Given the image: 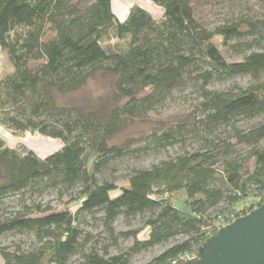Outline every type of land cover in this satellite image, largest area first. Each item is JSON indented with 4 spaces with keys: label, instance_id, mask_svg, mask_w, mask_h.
I'll return each mask as SVG.
<instances>
[{
    "label": "trees",
    "instance_id": "1",
    "mask_svg": "<svg viewBox=\"0 0 264 264\" xmlns=\"http://www.w3.org/2000/svg\"><path fill=\"white\" fill-rule=\"evenodd\" d=\"M151 1L163 9L160 19L135 4L121 21L113 0H0V48L12 67L0 77V126L62 141L41 158L0 136V243L31 234L38 246L21 255L35 264L74 256L76 264H132L158 245L167 247L146 264H171L193 257L218 220L264 204V0L247 7L208 0L225 8L212 23L195 0ZM97 77L112 80V104L61 102ZM241 77L245 85L229 84ZM187 93L192 109L181 107ZM168 107L179 111L163 126L113 141L128 121ZM173 148L150 167H132L119 184L116 163ZM50 189L71 198L62 207L29 202ZM177 193L189 210L175 205ZM9 196L19 198L11 211ZM120 216L143 217L147 236L116 233ZM90 218L113 243L119 235L133 243L117 254L89 247ZM0 256L19 264L17 252L0 248Z\"/></svg>",
    "mask_w": 264,
    "mask_h": 264
},
{
    "label": "rangeland",
    "instance_id": "2",
    "mask_svg": "<svg viewBox=\"0 0 264 264\" xmlns=\"http://www.w3.org/2000/svg\"><path fill=\"white\" fill-rule=\"evenodd\" d=\"M129 2H137L140 5L147 7L153 16L156 19H160L163 16V9L154 3L151 4L150 0H125ZM197 1L198 5V14L209 23L214 22L225 11L224 6L216 5V2H211L208 0H195ZM241 6L247 7L250 6L247 0H242L240 3ZM239 5V6H240ZM240 7H235V10L239 11ZM130 10V9H129ZM32 11V10H31ZM27 14H23L26 16ZM111 42H114L112 40ZM3 59L1 60L3 69L5 62V68H9V60L7 55L2 52ZM226 54V51H224ZM247 77L237 78L231 83H237L240 85H245L248 82ZM227 85V84H226ZM217 88H223L224 85L216 84ZM112 88V80L111 79H103L102 77H97L90 81L84 88L80 89L78 92L68 95L66 97L61 98L62 103H83L85 101H98L102 103H111V100L108 99L109 94L111 93ZM181 101H185L186 104L181 105L186 109H192L191 107L194 105V95L191 93H187L184 95H179ZM178 96V97H179ZM183 109V108H182ZM179 110L168 107L166 109L159 110L156 114H151L147 120H133L128 121L122 130L114 137V142L122 143L129 137H140L146 133H149L154 127L156 126H163V121H169L172 116L177 113ZM0 136H2L7 144L13 148H17L21 151L25 150H32L41 158L46 157L47 155L51 154L52 152L60 149L62 147V141L59 139L49 138L44 136L38 132L27 131L24 133H14L11 130H7L5 128L0 127ZM177 151V148H173L168 151V153L157 156L151 155L147 157H142L141 159H126L121 162L116 163L118 168L117 174L119 176V184L125 185L126 175L129 173L132 167H150L152 164L159 162L163 158H166L169 155H174ZM109 172V171H108ZM110 173V172H109ZM73 192L72 194H74ZM115 194V192H114ZM30 196V194H28ZM183 194L177 193L173 200L175 201V205L183 210H189V206L186 204L185 200H183ZM71 198V195H63L59 193L57 190L50 189L42 196H34L33 198L29 197V202L35 200L36 202H40L43 205H52L62 207V205ZM6 208L9 211L14 210L19 207V198L18 196H9L5 200ZM98 214L96 217H99ZM144 219L141 216H137L132 219H126L123 216H120L115 224V231L116 233L126 232V231H141L138 235L139 238H145L148 234L149 229L144 226L143 223ZM86 231L93 235L92 242L89 244V247L92 245H97L98 250L103 253L104 247H109V252L111 254H117L121 249H125L126 247L130 246L134 238H126L124 236H120L118 238V243H113V239L109 236V233L103 226L102 222L98 218H90L88 223L85 225ZM37 242L35 238L28 233H15L9 234L2 238L0 243V248L4 250H8L11 252H17V262L19 264H35V261H31L26 259L24 256L21 255L22 252H32L33 249L37 248ZM167 245H158L154 248H151L147 251H142L135 254L132 257L131 263L132 264H146L149 262L154 256L158 255L162 252ZM79 260V256L72 257L69 264H76ZM0 264H4V260L0 256Z\"/></svg>",
    "mask_w": 264,
    "mask_h": 264
},
{
    "label": "water",
    "instance_id": "3",
    "mask_svg": "<svg viewBox=\"0 0 264 264\" xmlns=\"http://www.w3.org/2000/svg\"><path fill=\"white\" fill-rule=\"evenodd\" d=\"M171 264H264V204L219 229L193 257Z\"/></svg>",
    "mask_w": 264,
    "mask_h": 264
},
{
    "label": "crops",
    "instance_id": "4",
    "mask_svg": "<svg viewBox=\"0 0 264 264\" xmlns=\"http://www.w3.org/2000/svg\"><path fill=\"white\" fill-rule=\"evenodd\" d=\"M150 2H151V4L154 5V2L153 1L150 0ZM135 4H137V5L145 8L147 10V7H145L143 5H140L137 2H129L128 3L125 0H113V11H114L115 15L117 16V18L119 20L123 21V20H125L127 18L128 13H129V9L133 5H135ZM2 59H3V54L0 51V77H2L3 75H5L6 73H8L9 71H11V69H12L11 64L9 65V68H5V62H3L4 63V69H3V66H2V63H1V60Z\"/></svg>",
    "mask_w": 264,
    "mask_h": 264
},
{
    "label": "built area",
    "instance_id": "5",
    "mask_svg": "<svg viewBox=\"0 0 264 264\" xmlns=\"http://www.w3.org/2000/svg\"><path fill=\"white\" fill-rule=\"evenodd\" d=\"M235 219L236 218L233 216H231L230 219H227V220L222 218L216 222V224L214 225V229H216V232H217L219 229L223 228L224 226L231 224ZM211 235H213V234H211Z\"/></svg>",
    "mask_w": 264,
    "mask_h": 264
}]
</instances>
